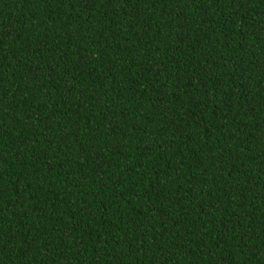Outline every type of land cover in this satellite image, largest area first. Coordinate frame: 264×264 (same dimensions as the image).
Returning <instances> with one entry per match:
<instances>
[{"label": "trees", "instance_id": "1", "mask_svg": "<svg viewBox=\"0 0 264 264\" xmlns=\"http://www.w3.org/2000/svg\"><path fill=\"white\" fill-rule=\"evenodd\" d=\"M0 264H264V0H0Z\"/></svg>", "mask_w": 264, "mask_h": 264}]
</instances>
